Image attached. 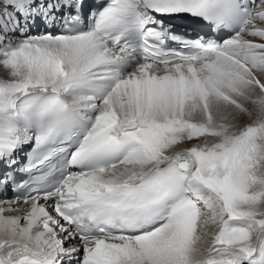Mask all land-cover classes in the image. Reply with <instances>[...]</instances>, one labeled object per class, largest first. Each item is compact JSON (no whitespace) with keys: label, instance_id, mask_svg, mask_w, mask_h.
<instances>
[{"label":"snow or ice","instance_id":"obj_1","mask_svg":"<svg viewBox=\"0 0 264 264\" xmlns=\"http://www.w3.org/2000/svg\"><path fill=\"white\" fill-rule=\"evenodd\" d=\"M0 264H264V0H0Z\"/></svg>","mask_w":264,"mask_h":264}]
</instances>
